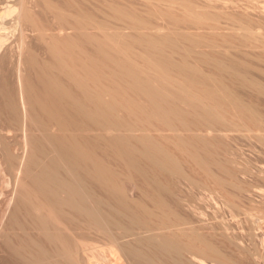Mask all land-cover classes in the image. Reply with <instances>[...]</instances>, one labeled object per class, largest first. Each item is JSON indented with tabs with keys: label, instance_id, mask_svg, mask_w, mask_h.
<instances>
[{
	"label": "bare ground",
	"instance_id": "6f19581e",
	"mask_svg": "<svg viewBox=\"0 0 264 264\" xmlns=\"http://www.w3.org/2000/svg\"><path fill=\"white\" fill-rule=\"evenodd\" d=\"M18 1L20 2L17 4H15V2L13 5L5 6L6 9L0 13L2 18V20H0V30L6 29L7 26L3 25L8 18H12L11 29L9 31L0 32V66L3 68L2 74L4 76V82L1 80L3 82L1 84L3 88L0 87L2 88V90L0 89V92L2 91V93H0V95L2 94V97L0 96L2 98L0 100L2 108L0 121V253H10L12 255V249L17 251L14 255H18L16 258H13V264H48V262L50 263L52 260L55 262L57 261L54 257L58 259V241H61V245L63 244L62 249H64L70 257L71 255H76L72 257L76 261V264H92L89 259H92L91 255H94V253L91 252L92 254H87V250H92L94 247V235L91 230L97 227L93 223L95 220L97 224L100 223V227L98 225L97 228L103 232L104 235L106 234V238L104 239L107 240L109 245L112 244L111 249H119L117 251H121L122 254L126 256L123 258L127 259L126 261H128V264H147L141 263L142 261L144 262L145 259L142 260V258L146 253L143 254V252L136 250V252L138 251L137 253L143 254H140L143 257H138L132 250V253H134V255L136 254L134 256L126 245L128 243L127 237L131 235L136 238H142L139 234L141 231L147 233L150 239L151 237L153 239L156 237L155 239H158L163 246L161 250L165 248L167 251L168 249H173L176 251V254L173 250L168 251V253L172 252L174 256L176 255V257H178L180 252V255L182 254L181 256H186L184 259L187 258L188 261L179 259L181 258L180 256L178 258L180 261H183V264H206L204 261L205 256H211L212 258L214 256L216 257L215 261L219 258V261L220 259L224 261V263L221 261L222 264L228 262L229 257L223 260L225 254L223 256L221 250H224V247L226 249L230 241L231 243L233 242L232 238L230 236L231 240L228 238L226 230V237L224 238L222 230L217 228V236H212L214 234H212V232H215L214 228L217 227L222 221L221 219H223V213L222 217L220 216L221 213L219 214L221 221L218 220V218L217 222L219 221V223H214V227H211L213 224L210 226V230L213 228L211 230L212 232L210 231L212 237L210 234H208V237L201 234V230H206L208 227V231L205 232L207 235L209 226L206 228L199 226L202 229H198L199 232H201V236H205V238L211 237L213 241L215 240L213 237H219L218 239L223 243L221 237L223 236L224 240L227 238L229 242L226 243L224 241L225 244L223 243V246H225L221 250L217 248V246L222 247V243L217 245V242L220 243V241L216 240L217 242L215 245L210 239V242H207L208 239L204 237L203 239L199 236L200 234H195V232L198 233V231H193V229L198 228H194V224L196 225L198 223L197 225H199L201 222L204 223V220L205 222L207 221L203 218L205 212L202 211L200 206L202 203L196 202L198 198L203 202L202 197L200 199L202 195L199 194L195 201L192 199L196 205L188 203L189 205L187 204V206V202L183 203L179 199L180 204L183 205H181V208L184 207L186 210V212H182L183 209L181 210V208H178L181 213H183L182 215L179 214L180 211L178 210V213L176 209L175 211L163 209L166 204L162 198L160 199L158 196L159 194L162 195L161 193L164 191L172 190V187L170 186L171 189H169V185L166 186V184L160 182L161 180H157L156 174L158 175L159 173L166 177H186L188 181L191 178L187 175L188 173L185 172L179 156L177 157L175 153L170 151L169 147H166L167 143L165 141H170V139L172 141L174 134L165 136L163 131L175 130L180 134L182 130L187 131L188 129L189 131L190 129L191 131L192 127L199 131L197 129L198 127L195 126L202 124V128H205V130L206 127L209 131L215 129L220 130L219 128L221 127H229V125H227L225 113L230 111H233V114L235 112L236 115L234 116H238L239 119L241 118L240 120H245L243 124V127L246 126L245 130L252 129V126L256 127L258 130H262L264 126L255 107L245 102L227 84L217 79L212 73L201 70L196 64L190 63L187 60L181 62L175 61L169 53L167 54V51L169 50L173 53L171 50H180L179 48H182L181 50L187 48L186 50L188 51L189 49L191 50V48L192 50L196 48L199 49L201 46L213 50L215 47H221L219 46L221 43H216L218 37L224 36L226 38V36H229V34L232 35V33L233 35H235V33L238 35L240 34L243 36L242 38L245 37L246 40L253 39L256 35L263 33L264 23H258L257 21L258 24H255V22L252 23V21L237 20L234 15L214 4L213 0H206L205 2L199 0H144L149 6H154L155 9V12H151L152 15L148 18L138 17L134 11L127 10L121 4L109 6L106 0H46V10H48V12L51 11L54 15L52 21L44 17V11H41L43 7L41 8L38 5L39 3L36 4L31 2L32 0ZM130 1L132 3L131 5L135 7V0ZM224 4L227 6L229 2L224 1ZM37 6H39V8H37ZM110 9L117 19L126 22L127 27L136 29L138 35L124 33L122 29L125 26L111 27L109 23ZM125 37H128V40L132 38L133 43L128 42ZM118 38L119 40L117 41ZM122 38H125L124 40L126 41H121L120 39ZM179 39L180 41L184 40L190 44L186 45L188 44L186 42H182L183 44L185 43V45L180 44L181 42L179 43ZM33 40L42 43L47 55L46 57L42 58L39 51L31 47ZM131 44L142 45V50L145 48V52L143 51V53H141V51V54H138L140 57L139 61L133 57L130 59L129 56H127V47L129 48L132 46L131 48H133L134 46ZM223 46L225 45L223 44ZM122 47L123 49H121ZM125 47L127 50L124 51V54L121 51L125 50ZM130 50L131 49L128 51ZM119 54H124V57H119ZM218 65L222 66L223 69L229 70L230 73L237 78L247 79V75L236 69L235 65H227L222 62H218ZM250 80L252 83L257 84L254 79ZM188 112H192L193 116L191 113L189 115ZM187 115L195 117L196 119L193 118L195 120H190ZM247 122H250L249 124L252 126ZM202 128L200 127V130H203ZM58 129L62 130V132L68 130L73 131L71 135L64 133L58 134ZM93 130L99 133L94 136L87 133L82 137H78V132L80 131L89 132ZM152 130L157 132L161 131L162 138L151 133ZM105 131L113 132V136L111 138L107 137L102 133ZM137 131L141 133H135ZM177 133H175V135ZM183 135L184 134H182V136ZM182 136L177 138L176 135L173 137L178 140V142L173 140L178 143V146L176 145L178 150H176L182 153L184 150L187 151L188 149V152L192 151L189 155L188 152L185 153L192 158V161L199 164L198 166H201L203 171H205L203 173H207L208 176V178L205 179L207 182L202 177L201 184L203 183L204 185L200 184L202 187L204 186V188H207L206 193L209 191L208 195L206 194L208 196L207 200H209L210 203L212 202L215 207H219V196L222 197L223 194H221L222 196L220 194L218 195V191H216L217 187L218 189L220 187L223 191L225 188V190L227 189L232 192L231 187L233 186L235 188L234 190L237 191V186L235 185L237 184V189H239L241 187H239V185L242 184V182L239 184L241 180L236 179V176H234L235 178L232 177V179L238 180L236 181L237 183H234L235 181H229L231 176H233L234 170L232 174L228 171L230 168L227 162L228 167L224 164L226 169L224 167L222 168L228 171L231 176L227 174L229 175V179L226 177L221 178V176L217 177L221 173L218 175L217 170L219 168H212L211 162L219 163L221 159L218 161L212 160L214 156H210H212L211 154L214 152L212 151L213 153H211V148H209L211 154L209 153L207 150L208 147L204 145L206 143L203 144V140H200L203 145L199 143V141L198 147L197 140L195 141L196 144H190V138L188 139L187 136L182 138ZM186 137L188 140H186ZM187 141H190V143ZM205 141L204 139V142ZM163 142H165L166 145ZM206 142H208V140ZM185 144L188 149L185 147ZM194 144L198 149L192 146ZM190 145L191 149L196 148V150L190 151ZM202 146H204V149L207 148L206 150L208 153L206 152L205 155H208V158L202 156L205 152L203 149L204 152L199 149L202 148ZM98 147L105 148L106 151L112 150L111 153L124 162L123 164L129 171V174L135 172L138 176L146 179L153 192L146 193L149 191H145L146 194L144 193V197H142L144 199L143 202V199L137 200L139 198H134V201H132L133 199H128V193L130 192L131 194V191L135 189L133 186L134 183L128 181L129 183L127 185L125 184L126 186L124 188L122 184H118L119 182L117 180V183L116 179L120 177V173L114 169V167L112 168L106 164L105 160L96 153L95 149ZM197 150H201L203 153L201 152L199 154V151L198 153L196 152ZM58 153L60 157L66 161L65 166L74 178V182L82 179L81 181L79 180V183L76 182V186L80 189L72 185L73 182L70 183L71 181L69 182L67 180L68 178L66 179L68 182L65 181V184H58ZM213 170L217 172L215 173ZM219 170L223 172L221 168ZM231 170L232 169H230V171ZM235 171L237 170L235 169ZM209 175L211 177H209ZM128 176L129 178L131 177V175ZM187 176L190 178L188 179ZM180 177L177 178L180 179ZM83 178L97 184L101 190L105 191L109 196H114V200L116 198L118 203L115 202L117 204L120 203L119 205H115L119 206L118 208L123 206L122 208L124 209V206H128L126 209L128 208L129 210V207L133 206V203L134 207H136L133 210L134 212L136 211V218L134 219L136 222L133 221L131 217L130 219L132 222H135L134 224L138 226L137 228L139 230H142L134 232L133 230L135 229L131 226V233L129 230V234L127 233V235H125L126 231L120 230L119 234L122 235H118L117 232L120 228L122 229V227L118 230L113 229V223L115 221L111 223L110 220L107 219V213V217L104 216L105 214H99L97 208L99 207L101 212L102 206L97 207L98 203L93 201L91 193L88 192V188L84 185L85 180ZM209 178L212 179L210 180ZM191 179L190 181H192ZM196 181L197 180H194L191 183L196 186V183H200ZM81 183L82 185L78 186ZM243 183L245 185L248 182L243 180ZM251 183L247 185L251 187ZM119 185L122 186L120 187ZM205 185H208V187H205ZM244 185H242L244 188L239 189L241 193L248 188L247 185L246 187ZM201 186L200 188H202ZM253 186L252 188L254 189L255 187ZM197 188H199V186ZM252 188L247 189L248 191L251 190V192L249 193L246 190L248 193H245L248 195L244 193V195L242 194L243 197L252 201L250 202L251 204L256 202V204L261 203L263 204L261 206H264L263 190L256 191L254 189V192ZM199 190L198 192L200 193ZM202 190L204 191V189ZM77 191L78 195L81 193V196H83V201L81 200V202L75 201V199L77 200L81 196L77 198H74L76 196L73 198L71 197L75 195L73 192L76 193ZM173 191L174 190L171 192ZM203 191H201L202 194ZM219 191V193L222 192L221 190ZM230 192H228L229 195ZM235 193L236 192H234V194ZM234 194L233 192L231 193L232 196ZM206 195L204 194V196ZM229 195L227 196L229 197ZM256 195L262 200L257 201ZM235 197L237 198V196ZM243 197L239 196L238 198L240 199ZM145 198L147 200L149 199V202L151 200L154 202L153 207H162L161 211L160 208H158L162 215L158 216L159 213L156 212V207L154 209L147 207L145 205V202H147ZM224 198L222 201L223 203L226 200H224ZM228 199L232 201L235 198H227V200ZM243 199H241V201ZM174 200L175 198L173 202ZM187 200L189 202L190 197L187 198ZM192 200L191 202H193ZM236 200L237 199L234 201L236 202ZM237 202L234 204H237V206L238 203L241 204ZM61 203L63 205H61ZM197 203L198 205L201 203L199 205L200 207ZM227 203L229 204V202L226 201L225 204ZM58 204L60 207L67 204L66 206L71 209L73 208V211L74 209H77L76 212L82 211V217L86 215L90 218H85L87 221H83V223L86 222V224L84 223L79 229L82 234L78 232L75 235L76 237L80 234V236L78 235L79 238L76 237L77 240H74L76 241L73 243L74 245L69 242L66 236L58 232V212H60L59 210L61 209L60 207V209L58 208ZM178 204L177 201L175 206ZM203 204L206 205L208 202H206V204L203 202ZM203 204L202 206L204 208L205 206ZM120 205L122 206L120 207ZM184 205L187 206V209ZM229 205L231 206V203ZM229 205L227 207H229ZM47 206L51 208H47ZM94 207L97 210H94ZM218 207L216 209L219 210ZM232 207L235 208V206ZM239 208L240 205L238 206V209ZM32 209L36 214H32L35 216L34 218L31 216L32 219H30L31 217H29L30 215L28 216V214L31 213L30 211H32ZM47 209L48 211L51 209L55 216H52L53 214H51V211L48 213ZM131 209H133V207ZM235 209L237 210V208ZM116 212L119 214V212H122V209L121 211L116 210ZM213 212L212 214L214 216L216 213L214 214ZM219 212L220 211H218V213ZM240 212L241 211L237 213V211H234L233 215L239 217V214H244ZM248 213H245L246 215L243 216L249 218L251 215ZM118 214L116 213L115 216ZM225 214V216H227L226 212ZM50 215L53 219H51L52 217H50ZM121 215H123V213ZM118 216L116 219H119ZM225 216L224 218L227 220L228 216ZM216 217H218V215ZM229 217H232L231 214ZM111 218H113L111 219L113 221L114 215H112ZM128 218L127 220L129 221L130 219ZM120 219L122 221L123 219L125 220L123 217H120ZM214 219L216 218L214 217ZM27 220H29V223L26 222ZM31 220H33L31 223L32 228L28 226L30 228L29 230H31V232H28L29 230H27L28 227L26 223L29 225ZM91 221L93 222L91 223ZM89 222L95 227L92 228ZM212 222L215 221L211 220L210 224ZM234 222H232L233 229ZM243 222L247 223L246 220ZM120 223L124 226L126 225L125 223ZM136 223L139 224L137 225ZM208 223L207 221L204 226ZM228 223L231 224L229 221L226 223L224 222L225 225ZM215 224H217V226H215ZM229 224L227 226H229ZM248 224L252 225V223ZM220 225L219 228L225 227H221ZM83 226H85L84 229H82ZM117 226L119 225H114L116 228ZM124 226L123 229L126 228L125 230L130 227V225L125 226V228ZM240 227L243 226L241 225ZM244 227H247L246 224ZM249 227L252 228V226ZM228 228L232 229L230 226ZM250 228L248 230L244 228L246 230L242 231V233L244 237L250 238L251 243H256L253 247L257 249L259 246L256 247L258 244L256 241H258V239L260 240V238H258L259 233H255V229L252 231ZM112 229L116 230L117 234H115ZM205 230H203V232ZM100 231H96L97 235L99 234L98 238H100ZM234 231L235 230H233V232ZM219 233L222 234L221 237ZM235 234L236 236L238 235V233H234V237ZM26 236L29 240L31 237L33 242L31 240V242H27L28 239L26 240ZM244 237L243 241H245ZM98 238L96 237L94 239ZM153 239H151V243ZM237 239H233L234 242H237ZM106 240L101 241L106 242ZM158 240L157 242L159 244ZM263 240L264 239H262V241ZM46 241V247L48 248L44 247ZM243 241L241 240L240 242ZM49 242H54V244H56L55 248H52L54 244ZM240 242L237 243L242 244ZM247 242H249V240ZM247 242L245 244H247ZM251 243L248 244L251 245ZM48 244H51V246H48ZM107 244L105 243V245ZM235 244L236 243H233L232 247H235ZM239 244L236 245L242 248ZM28 245H30V247H27ZM247 245H242L243 247L245 246L242 248L243 251L249 246ZM49 247L53 249L51 250V254H49ZM229 247L230 246H228V248ZM28 248H32V252L29 251L30 249ZM251 248L249 246L247 249L249 250ZM233 249H236L235 251L237 252L239 251L238 248H232V250ZM253 249L251 251H253L254 255L256 253ZM259 249L260 248L256 251L259 252ZM112 250H110V252ZM226 250H224V253L227 252V254H229ZM114 251L116 253L113 251L112 253L117 254V251ZM244 252L240 250V253H243V257L249 256V254ZM231 254H233V252ZM256 255L258 256L261 254L257 253ZM238 256L239 255H237V258ZM257 256L256 258L258 259ZM171 257L173 256L171 255ZM232 257L234 258L232 259L233 261L237 260L236 257ZM243 257L241 256L240 258ZM250 257L254 259V256H249L247 258L251 259ZM212 258L211 260H214ZM244 258L246 259V257ZM205 259L207 258L205 257ZM225 260L228 261L225 262ZM240 260L241 262H238ZM240 260L234 262V264L245 263L242 262L243 259ZM250 261L254 263V260L251 259ZM257 261L258 260H256V263L258 264ZM173 262L176 263L175 261ZM177 262L178 264H182V262ZM231 262L229 263L231 264ZM252 262L251 264H253ZM74 263L75 262H73V264ZM171 263L172 262L169 264ZM54 264H58V261ZM245 264H247V261Z\"/></svg>",
	"mask_w": 264,
	"mask_h": 264
},
{
	"label": "rangeland",
	"instance_id": "374dc122",
	"mask_svg": "<svg viewBox=\"0 0 264 264\" xmlns=\"http://www.w3.org/2000/svg\"><path fill=\"white\" fill-rule=\"evenodd\" d=\"M29 1H31V0H29ZM37 1H39V2H37ZM32 0L31 2H34V3H36V4H38L41 8V11L44 13V17H46V18H48V20H51L52 21V19L54 18V15H53V13L51 12V11H49L48 12V10H46V6H45V4H46V0ZM108 3H109V6H111V5H113V4H121L122 6H124V8H126L127 10H132V11H134L135 12V14L138 16V17H140V18H148L150 15H152L151 14V12H155L154 10V6H149L144 0H135V4H136V6L135 7H133L131 4V1L130 0H106ZM199 1H201V2H205L206 0H199ZM224 1H228L229 2V4H227V6H226V4H224ZM16 2V3H15ZM18 2H20V1H18V0H0V13L1 12H3L6 8H5V6H9V5H13L14 3L15 4H17ZM213 3L214 4H216L218 7H220V8H222V9H224V10H226V11H228V13H230V14H232V15H234L236 18H237V20H243V21H252V23L253 22H255V24L257 23V21H258V23L259 22H263L264 23V0H213ZM41 4V5H40ZM39 6H37V8H39ZM44 7H45V9H44ZM44 9V10H43ZM46 10V11H45ZM109 12H110V17H109V23H110V25H111V27L112 26H125L123 29H122V31L124 32V33H127V34H133V35H138V31L136 30V29H133V28H130V27H127V24H126V22L125 21H123V20H120V19H117L113 14H112V11H111V9L109 10ZM155 15V14H154ZM0 20H2V18H1V16H0ZM12 18H8V20H6V23L3 25V26H7V28L6 29H1L0 30V32H4V31H9L11 28H10V26H11V23H12ZM128 24H130L129 22H127ZM257 23V24H258ZM264 26V25H263ZM113 29V28H112ZM147 31H149V30H147ZM73 32V31H72ZM262 34H258V35H256L253 39H249V40H246L245 39V37L244 38H242L243 36L242 35H238V34H236L235 33V35H233V33H232V35L231 34H229V36H226V38L224 37V36H220V37H218V39H217V44H218V42L219 43H221V45H219V46H221V47H215V48H213V50H210V48H207V47H204V46H201V47H199V49H193L192 50V48H191V50L189 49L188 51L186 50L187 48H183V50H181L182 48H179L180 50H171V51H173V53L172 52H170L169 50V52L167 51V54L169 53L170 55H171V57H172V59H174L175 61H178V62H181V61H185V60H187V61H189L190 63H193V64H196L201 70H204V71H206V72H210V73H212L217 79H219V80H221V81H223L225 84H227L236 94H238L239 95V97H241L245 102H247V103H249V104H251V105H253L254 107H255V109L258 111V113H259V115H260V118H261V120H262V123H263V126H264V27H263V30H262ZM126 38V40H128V37H125ZM124 38V39H125ZM130 38V37H129ZM217 38V37H216ZM215 38V39H216ZM123 38L122 39H120L121 41H123L124 40ZM130 39H131V41H130ZM129 40H128V42H132L133 43V41H132V38H130ZM214 39V40H215ZM245 39V40H244ZM119 40V38L117 39V41ZM126 40H124V41H126ZM181 42V43H180ZM182 42H186V41H184V40H182V41H180V39H179V43L180 44H183ZM117 43V42H116ZM135 43V42H134ZM186 43H188V44H186V45H189L190 43L189 42H186ZM223 44L225 45V46H223ZM226 44H227V46H226ZM131 45H134V44H131ZM140 44H136V45H134L133 46V48H131V47H127V49L129 50V49H131L130 51H132V52H130V51H128L127 49H126V47L124 48L125 50H122L121 52H123L124 53V51H126V52H128V55L127 56H129V58L131 59V57H133V58H135L137 61H139L140 60V57H139V55L141 54V53H143V51L145 52V48H144V50H142L143 48V46L141 45V46H139ZM183 45H185V43L183 44ZM95 46V45H94ZM31 47L33 48V49H37L38 51H39V53H40V56H42V58H44V57H46L47 55H46V53H45V50H44V48H43V45H42V43H40L39 41H35V40H33V42L31 43ZM222 47H224V48H222ZM226 47V48H225ZM121 49H123V47L121 48ZM204 51H203V50ZM206 49V50H205ZM212 49V48H211ZM218 49V50H217ZM120 50V49H119ZM147 50V49H146ZM142 51V52H141ZM130 52V53H129ZM141 52V53H140ZM132 53V54H131ZM125 54V53H124ZM123 54V55H124ZM139 54V55H138ZM122 54H119V57H121V56H123ZM131 55V56H130ZM126 56V55H125ZM124 57V56H123ZM132 58V59H133ZM135 60V61H136ZM218 62H222V63H224V64H227V65H235V67H236V69H238L239 71H241V72H243V73H245L246 75H247V79H244V78H237V77H235L234 75H232L231 73H230V71L229 70H226V69H223L222 68V66H219L218 65ZM107 72V71H106ZM3 68H2V66H0V85L4 82L3 80ZM1 77H2V79H1ZM250 79H254L256 82H257V84H255V83H252L251 82V80ZM3 82H2V81ZM0 87H2V85L0 86ZM3 88V87H2ZM2 88H0L1 90H2ZM0 93H2V91L0 92ZM2 95V94H1ZM0 95V96H1ZM2 97V96H1ZM0 97V100L2 99ZM191 113V115H192V112H190ZM190 113L188 112V114L190 115ZM194 114V113H193ZM189 115H187L189 118H190V120H195L196 118L195 117H192V119H191V117L189 116ZM225 115H226V121H227V125H229V127L227 126H225L226 128H223V127H221V128H219L220 130H218V129H215V130H211V131H209L208 130V128L206 127V130H205V128H202V126H203V124L202 125H198V126H195V127H198L197 129L199 130V131H197V130H195L194 129V127H192V129H191V131H190V129H189V131H188V129H187V131L186 130H182V131H180L181 133L180 134H178L175 130H165V131H163V133L165 134V136H170V135H173V137H175L176 135H177V138L180 136H182V134H184L183 136H182V138L184 137V136H187L188 137V139L190 138V140H191V143H190V141L188 142V143H190V144H192V143H195V141L197 142V144H198V142L200 141V140H203V144L204 143H206V144H204L206 147H208V151H209V148H211L210 150H211V153H213V154H211L210 153V151H209V153L212 155V156H210V157H213L214 156V158H212V160H214V161H218L219 159H221V161L219 162V163H221V164H219L218 162H214L213 163V161L211 162L212 163V168H215V169H217V168H221L222 170H223V168L222 167H224L225 169H226V167L225 166H227L228 164V166H229V168L230 169H232L231 171H230V169L228 170L229 172H231V174L233 173V170H234V173L232 174L233 176H231V174H229V172L228 171H225V169L223 170V172H221L219 169L217 170L218 171V175L219 176H217V177H220L221 176V178L222 177H226L227 179H229L228 177H229V175L231 176V178L230 179H232V177H234V176H236V179H238V180H241V181H239V184H240V182H242V184L241 185H239V189H241V188H244L242 185H244V183H243V180L244 181H247L248 183L247 184H250L251 182V187L249 186V185H247V184H245L244 186L246 187V185L248 186V188H246L245 189V191L243 192V193H241L240 191L241 190H239V189H237L238 188V185L236 184L235 186H237V188H236V190L237 191H235L234 189V187L232 186L231 187V191L233 192V194H234V192H236L240 197H243V195H244V193L246 192V190L247 189H250V188H252V186L253 185H255V186H253V187H255L254 189L257 191H259V190H263V195H264V137H262V136H264V135H262V134H264V129H260V130H258L256 127H254V126H252V125H250L249 123L250 122H247L250 126H252L251 128L252 129H248V130H245L246 128V126L245 127H243V124H244V121L243 120H240L239 119V117L238 116H234V115H236L235 114V112H234V114H233V111L231 112H227V113H225ZM1 116H2V108H1V104H0V121H1ZM194 116H196V115H194ZM193 118H195V119H193ZM198 124H200V123H198ZM203 129V130H200V127ZM244 128V129H243ZM194 129V130H193ZM193 130V131H192ZM72 131L73 130H68V131H64V132H62V130H59L58 129V134H68V135H71V133H72ZM152 131H154V132H152ZM151 131V133H153L155 136H158L159 138H162L161 137V131H155V130H152ZM89 134V135H92V136H94V135H96V134H98L99 132L98 131H96V130H93V131H89V132H86V131H80V132H78V137H82L83 135H85V134ZM102 133H104L107 137H112L113 136V132H107V131H105V132H102ZM127 133V132H126ZM135 133H141L140 131H137V132H135ZM175 133H177L176 135H175ZM260 133V134H259ZM262 133V134H261ZM179 135V136H178ZM172 137V141H171V139H170V141H165L166 143H167V146L166 147H169V149H170V151H172L173 153H175L176 155H177V157L179 156V158H180V162H182V166L184 167V170H185V172H187L188 174L187 175H189L191 178H193L194 180H197L198 182H200V183H196V186H194L195 184H192L191 182L192 181H194L193 179H191L190 177V179L192 180V181H190V179L188 178V176H187V178L189 179V181L186 179V177H182V178H185V179H182L180 176H168V177H166V176H164V175H162V174H159L158 173V175L156 174V176H157V180H161L160 182L161 183H163V184H166V186H168L169 185V189H171L170 188V186L172 187V190H174L173 192H171L172 190H168V191H164L163 193H161L162 195H160L159 194V196L158 197H160V199L162 198V200L164 201V203L166 204L165 205V208L163 207V209L164 210H173V211H175V209H176V211L178 212V208H181L183 205L182 204H180V201L181 202H183V203H185V202H187L186 203V205L188 204V203H192V204H195L196 205V203L194 202L197 198H198V195L200 194V195H202V196H200V199H201V197H202V200H203V202H205V204H206V202H208V204H206V205H204L203 204V202L201 201V200H199V198H198V201L196 200V202H201L205 207L203 208V206H202V204L201 203H199V205L201 206V208H202V211L203 212H205L204 213V215H203V218H205L209 223L208 224H210V221L211 220H213V221H215V222H212L210 225H206V226H204V224L207 222H205V220L203 221L204 223H199V225H193V227L195 228H197V229H193V231L195 232V230L196 231H198V233H196L195 232V234H200L201 232V234H204L206 237H208L209 235L208 234H210V231L213 229H211L210 230V226L211 227H214V223H219V221L217 222V219L218 220H220L221 219V217H222V213H223V219H221L220 221V223H219V225L221 226V227H226V229H225V227L224 228H219V225L217 226V224H215V226H217V227H215L214 228V230H215V232H212V234L214 233V234H216V235H212V236H217V229H221L222 230V232L224 233L223 235H224V238L226 237V233H228L227 234V236H228V238H232V243H231V241L229 242L228 241V239L226 238L225 240H224V238H223V236H222V232L221 231H219V232H221V233H219V235H220V237H221V239L223 240V243H224V241L227 243V242H229L228 244V246H230L229 248H228V246H226V249H225V245L223 246V243H222V241H220L217 237L215 238V237H213V239H215L214 241L212 240V236H211V234H210V236L211 237H209V238H205V236H201V234L199 235V236H201L202 238L204 237L205 239H208L207 240V242H210V240L212 241V243H214L215 245H216V242L217 241H220V243H218L217 242V245L219 244H221L222 245V247H219V246H217V248L219 249V250H221L223 247H224V250H226V251H228V253L229 254H227V252L226 253H224L225 251L224 250H221V252L223 253L222 255L224 256V254H225V256L223 257V260H224V258L225 259H227L228 257V259H229V261L228 260H225V262L226 261H228V262H226V263H228V264H230L229 262H231V264H234V262H236V261H238V260H240V259H243L242 260V262L244 263H246V261H247V264H251V262L252 261H250L251 259L252 260H254V263L253 264H257L256 263V260H258L257 262H258V264H264V240L262 241V239H264V234H263V231H264V206H261V205H263V204H261V203H258V204H256V202H254V203H250V202H252V201H250L248 198H245V197H243V198H238L239 196L235 193L233 196L231 195V193L232 192H230V190L228 191L227 189L225 190V188H224V191L219 187V189H218V187H217V189H216V191H218V195L220 194H223V196L222 197H220L219 196V199H220V206L218 207V206H216L215 207V205L211 202L210 203V201L209 200H207L208 199V192L209 191H207V193H206V189L207 188H204V186L202 187L201 185H204L203 183L201 184V179H202V177H203V179L205 180L206 178H208V176H207V173H203V172H205V171H203V168H201V166H198L199 164H197V163H195L194 161H192V158L190 157V156H187V153H185V152H188V148L186 147V144H188L187 142H185L186 144H185V147L188 149H186V148H184V149H186L187 151H183V153L182 152H178L177 150H178V140H176V139H174ZM187 137H186V140H188L187 139ZM194 140V142H193V140ZM204 139L207 141L208 140V142H204ZM173 140H176V141H173ZM165 142H163L164 144H165ZM176 143V144H175ZM199 143H201L202 144V141H200ZM196 144V143H195ZM192 145V146H195L196 148H197V146L196 145ZM202 144V145H203ZM166 145V144H165ZM177 145V146H176ZM180 145V144H179ZM177 148H176V147ZM183 146H184V144H183ZM188 146V145H187ZM210 146V147H209ZM198 147H199V144H198ZM200 147H201V145H200ZM204 146H202V148H199V149H203L202 151L204 152V155H202V156H206L205 154H206V152L208 153V151L206 150V149H204L203 148ZM189 148H190V151L191 150H196V148H192L191 149V145L189 146ZM177 149V150H176ZM198 149V148H197ZM199 151V150H197L196 152L198 153V151H199V154L202 152V151ZM95 151H96V153L98 154V155H100V157H102L104 160H105V162H106V164H108L109 166H111L112 168L114 167V169H116L119 173H120V177H118V179H116V182H117V180H118V184H122L123 185V188L129 183V182H131V183H134L133 184V186H134V190L133 191H131V194H130V192L128 193L129 194V196H127V198L128 199H133L132 201H134L136 198H139V199H137V200H142L143 198L142 197H144V193H145V191H149V192H146V193H151V192H153V190H152V188L150 189V186L148 185L149 184V182L146 180V179H143L142 177H140V176H138L135 172H131L132 174H129V171L125 168V166H124V162L122 161V160H120L119 158H116L112 153H111V151L109 150V151H106V149L105 148H101V147H98V148H96L95 149ZM213 151V152H212ZM192 152V151H191ZM191 152H188V155H189V153H191ZM202 152V153H203ZM180 153H182V154H180ZM216 155V156H215ZM60 157V155H59V153H58V184H60V183H63V184H65L66 182H70V183H72V185H74L75 187H77L76 185H77V183H79L80 181L79 180H76L75 182H74V178L71 176V174L68 172V170H67V168H66V166H65V160H63L61 157ZM207 158H208V155L206 156ZM209 157V158H210ZM215 157H218V158H215ZM191 158V159H190ZM63 160V162H62V160ZM224 162H223V161ZM228 164H227V163ZM215 163H217V164H215ZM223 163V164H222ZM214 164H215V166H214ZM224 164H225V166H224ZM221 165V166H220ZM230 165H231V167H230ZM218 166V167H217ZM227 166V167H228ZM233 166V167H232ZM234 167H235V169L237 170V171H235V169H234ZM214 169V170H215ZM228 169V168H227ZM213 170V171H214ZM217 171H214L215 173L217 172ZM226 172V174H225V172ZM228 172V173H227ZM131 175V177L129 178V176L128 175ZM222 174H224V175H222ZM227 174H229V175H227ZM236 174V175H235ZM127 175V176H126ZM207 177H206V176ZM154 176H155V174H154ZM213 176V175H212ZM215 176H216V174H215ZM177 177H180V179L179 178H177ZM209 177H211L210 175H209ZM68 178V179H67ZM225 178V179H226ZM235 178V177H234ZM66 179L68 180V181H66ZM71 179V180H70ZM84 179V178H83ZM210 179V178H209ZM212 179V178H211ZM210 179V180H211ZM224 179V178H223ZM229 179V181H235L234 183H237L236 181H238V180H236V179H232V180H230ZM85 180V179H84ZM182 180V181H181ZM185 180V181H184ZM66 181V182H65ZM129 181V182H128ZM133 181V182H132ZM172 181V182H171ZM187 181V182H186ZM196 181V182H197ZM206 182H207V180H205ZM77 182V183H76ZM165 182V183H164ZM170 182V183H169ZM189 182V183H188ZM204 182V181H203ZM206 182H204V183H206ZM84 185L88 188V192H90L91 193V197L93 198V201L95 202H97L98 203V205H97V207L98 206H102L101 207V212H100V208L98 207L97 209L94 207V210H97V211H99V214L101 213V214H105L104 216H106L107 217V215H108V217H107V219L108 220H110V222L111 223H113L114 221V225L116 226L117 224L119 225V226H117V228L116 227H114V225H113V229H116V230H118L120 227H122V229L120 228L119 230H118V232L116 231V230H113L112 229V231H114L115 232V234H117L118 233V235H122V234H119V231L120 230H124V231H126V234H125V232L123 231V233L125 234V235H127V233L129 232V230H130V228H132L131 226H133V228L135 229V230H133L134 232L136 231H140V230H142V229H138L137 227L138 226H136L134 223L136 222L134 219L136 218V211L134 212L133 210H134V208H136V207H134V204L132 203V205L133 206H130L129 208V210H128V208L126 209V207H128V206H124L125 208L123 209L122 207V205H120V207L121 208H118L119 206H115V205H119V204H117L118 203V201H116V198H115V200H114V196H109V194H107L105 191H102L101 190V188L97 185V184H95V183H93V182H90V181H88V180H85L84 181ZM194 183V182H193ZM246 183V182H245ZM67 184H69V183H67ZM126 184V185H125ZM191 184V185H190ZM201 184V185H200ZM208 184V183H207ZM80 185H82V183L81 184H79L78 186H80ZM121 185V186H122ZM199 186V188H197L198 186ZM120 186V185H119ZM120 186V187H121ZM189 186V187H188ZM191 186V187H190ZM200 186L202 187V188H200ZM194 187V188H193ZM196 187V188H195ZM205 187H208V185L206 186L205 185ZM258 187H260V188H258ZM78 189H80L79 187H77ZM190 188V189H189ZM191 188H192V190H191ZM258 188V189H257ZM176 189V190H175ZM195 189V190H194ZM199 189H201V190H199ZM202 189H204V191L202 190ZM233 189V190H232ZM253 189V188H252ZM254 189L252 190V191H254ZM151 190V191H150ZM198 190L200 191V193L198 192ZM219 190H221L222 192L221 193H219L220 191ZM80 191V190H79ZM170 191V192H169ZM201 191H203V194H202V192ZM225 191H228V192H230V195H229V193L228 192H225ZM248 191V190H247ZM205 192V193H204ZM249 193L251 192V190H249L248 191ZM248 192H246V193H248ZM255 192V191H254ZM80 193V192H79ZM145 193V194H146ZM217 193V192H216ZM241 193V194H240ZM245 193V194H246ZM73 194H75V195H72L71 197L73 198L74 196H76V197H74V198H77V197H79V196H81V193L78 195V191L76 192V193H74L73 192ZM175 196H174V195ZM204 194L207 196V198H206V196H204ZM243 194V195H242ZM70 195V194H69ZM126 195H127V192H126ZM173 195V196H172ZM218 195H216V196H218ZM227 195H229V197L227 196ZM246 195H248V194H246ZM3 196H5V195H3ZM68 196V195H67ZM109 196V197H108ZM162 196V197H161ZM188 196V197H187ZM197 196V197H196ZM235 196H237V198L235 197ZM257 196V195H256ZM256 196H255V198H256ZM70 197V198H71ZM104 197H105V199H104ZM108 197V198H107ZM111 197V198H110ZM189 198L190 197V200H189V202H188V200H187V198ZM225 197V198H224ZM258 197L259 196H257V198H256V200L258 201H260V200H262L260 197H259V199H258ZM3 198V197H2ZM83 196H81V197H79L78 199H80V200H76L75 199V201L77 202H81V200L83 201ZM95 198V199H94ZM113 198V199H112ZM135 198V199H134ZM175 198V200H174V202H173V199ZM195 198V199H194ZM223 198H224V203L222 202L223 201ZM227 198H235V199H237L236 200V202L238 201V202H240L241 204H242V210H241V204H239L238 202V206L240 205V210L238 209V206H237V204H234V203H236L234 200H227ZM146 199V198H145ZM179 199H180V201H179ZM194 201H193V200ZM240 201H239V200ZM241 199H243L242 201H241ZM74 200V199H73ZM149 200V199H148ZM147 199L145 200V201H147V202H145L146 204V206L147 207H150V208H152V209H154L156 206H154L153 207V203L154 202H152V200L149 202ZM178 201V205H176L175 206V204H176V202ZM186 200V201H185ZM191 200L193 201V202H191ZM110 201V202H109ZM117 203H116V202ZM144 201V199L142 200V202ZM229 202V204L231 203V206L229 205V207H227L228 205L227 204H225V202ZM231 201V202H230ZM234 201V202H233ZM233 202V203H232ZM59 203V202H58ZM100 203V204H99ZM152 203V204H151ZM210 203V204H209ZM223 203V204H222ZM60 204V203H59ZM58 204V208L60 207V205ZM234 204V205H233ZM254 204H256V205H254ZM61 205H63L62 203H61ZM67 204H65V206H61L59 209V211L60 212H58V232H61V233H59V234H63L64 236H66L67 238H68V240H69V242H71L72 244L73 243H75L76 241H74L75 239H76V237L77 238H79L78 237V235L80 236V234H82V232H81V230L79 231V229H80V227H82V225H84V223L86 224V222H84L83 223V221H87V219H85V218H88L86 215H84V216H86V217H82V215H83V212L82 211H79V212H76V210L74 209V211H73V208L71 209V208H69L68 206H66ZM182 205V206H181ZM189 205V204H188ZM187 205V206H188ZM197 205H198V203H197ZM198 205V206H199ZM208 205H212V206H208ZM214 205V206H213ZM223 207H222V206ZM110 206V207H109ZM113 206V207H112ZM167 206V207H166ZM173 206H174V208H173ZM178 206V207H177ZM185 206V205H184ZM187 206H185V208L187 209ZM199 206V207H200ZM232 206H235V208H237V210L234 208V207H232ZM49 206H47V208H48ZM133 207V209H131ZM177 207V208H176ZM219 208V210L218 209H216V208ZM227 207V209H226V211H225V208ZM231 207V208H230ZM245 209H244V208ZM49 208H51V207H49ZM157 208V207H156ZM158 208H160V211L162 210V207H158ZM157 208V213H159L158 214V216L159 215H162V213L159 211V209ZM210 208V209H209ZM224 208V209H223ZM230 210H229V209ZM121 209H122V212L120 213L119 212V214H118V212H116V210L118 211H121ZM126 209V210H125ZM183 209V210H182ZM188 209L190 210V208L188 207ZM207 209V210H206ZM233 209H235V210H233ZM247 209V210H246ZM80 210V209H79ZM108 210V211H107ZM156 210V209H155ZM181 210H182V212L184 211V212H186V210L184 209V207L183 208H181ZM188 210V211H189ZM215 210V211H214ZM230 212H229V211ZM241 211L240 213H244L243 215H246L245 213H248V210H249V213L248 214H250L251 216H249L248 214V216H249V218H247V216H243V215H240L239 214V217L237 216V217H235L234 215H233V212L234 211H237V213L239 212V211ZM246 210V211H245ZM50 211L52 212L51 214H53V211L50 209ZM50 211H48V209H47V212L48 213H50ZM62 211V212H61ZM73 211V212H72ZM102 211H103V213H102ZM105 211V212H104ZM127 211V212H126ZM180 211V210H179ZM214 211V212H213ZM217 211V212H216ZM218 211H220L219 213H218ZM227 213V216H228V218L231 220H229L228 218H227V220L231 223V224H229V226H230V228H232L233 227V225H232V222H242V223H233L234 224V229L232 228V229H229L228 227L229 226H227V225H225L224 224V222L226 223V222H228L225 218H224V216L226 215L225 214V212ZM233 211V212H232ZM31 213L30 214H28V216L29 217H31V216H33L32 214H36L35 212H34V210L32 209V211H30ZM33 212V213H32ZM118 214V215H116L115 216V214ZM126 212V213H125ZM190 212V211H189ZM212 212L215 214L214 216H213V214H212ZM80 213H82V214H80ZM106 213H107V215H106ZM112 213V214H111ZM123 213V215H121ZM156 213V214H157ZM161 213V214H160ZM179 213V212H178ZM212 214V216H211V214ZM221 213V214H220ZM126 214H128V215H130V216H128V215H125ZM179 214H183V213H181V211H180V213ZM219 214H220V216H219ZM230 214H231V216L232 217H234V218H232V217H229L230 216ZM103 215H101V216H103ZM112 215H114V220L112 221L111 219H113V218H111L112 217ZM132 215V216H131ZM134 215V216H133ZM191 215H192V213H191ZM218 215V217H216ZM35 216V215H34ZM34 216H33V218H34ZM52 216H55L54 214L52 215ZM51 215H50V217H52ZM100 216V215H99ZM111 216V217H110ZM117 216L119 217V219H116L117 218ZM125 216V217H124ZM154 216H157V215H154ZM153 216V217H154ZM227 216H225V217H227ZM240 216H241V218H240ZM242 216H243V218H242ZM120 217L122 218H125V220L123 219V221L120 219ZM129 217V218H128ZM130 217L133 219V221H135V222H132L131 221V219H130ZM134 217V218H133ZM208 217V218H207ZM214 217L216 218V219H214ZM249 220V222H248V220L246 219V218ZM84 218V219H83ZM127 218L128 219H130L129 221L127 220ZM154 218H157V217H154ZM240 218V219H239ZM252 218V219H251ZM30 219H32V217L30 218ZM35 219H36V217H35ZM51 219H53V217L51 218ZM83 219V220H82ZM88 219H90V218H88ZM237 221H236V220ZM241 219H242V221H241ZM246 220L247 221V223L245 222H243L244 220ZM34 220V219H33ZM33 220H31V222H30V224L32 223V221ZM226 220V221H225ZM234 220V221H233ZM256 221V223H255V221ZM116 221H118V222H116ZM122 222L123 224L125 223L126 225L125 226H128V225H130V227H129V229H127V230H125L126 228H125V226L124 225H122L120 222ZM251 221V222H250ZM254 221V222H253ZM26 222H28L29 223V220H27ZM93 221H91V223H92ZM97 227H98V225L100 224V223H96L95 222V220H94V222H93ZM248 223H252V225L250 224H248ZM27 225V223H26V226L28 227H30V228H32V224L31 225ZM89 224H90V222H89ZM131 224H133V225H131ZM137 225L139 224V223H136ZM201 224V225H200ZM237 226H236V225ZM245 224H246V226L247 227H244L245 226ZM248 224V225H247ZM255 226H254V225ZM73 225V226H72ZM91 225V224H90ZM121 225V226H120ZM203 225V226H202ZM223 225V226H222ZM243 226L244 228H247V230L250 228L249 226H252V228H250V229H252V231H253V229H255L254 231H256L255 233H259V236H258V238H260V240L258 239V241H256L258 244L256 245V247L257 246H259V247H257V249L258 248H260L259 249V252H257L258 250L256 249V248H254L253 247V245L254 244H256V243H251V240H250V238L249 237H244V234L242 233V231H244V230H246V229H244L243 227H240V226ZM123 226H124V228L125 229H123ZM199 226H201L202 228H206L207 226H209V232L207 233V235L205 234V232H207L208 230V227L206 228V230L205 229H202V228H200ZM253 226H254V228H253ZM28 227V229L27 230H29L30 228ZM73 227V228H72ZM84 227L85 226H83V228L82 229H84ZM91 227L93 228V227H95L94 225L92 226L91 225ZM94 228V230H91V231H93L92 233H93V235H94V237H93V243H94V247L92 248V250H87L88 251V253L87 254H90L91 252L92 253H94V255H91L92 256V259L90 258L89 260L92 262V264H128V261H126L127 259H125V258H123V257H126V256H124V254H122V252L121 251H117V250H119V249H116L114 246V250H116L117 251V254H113L112 253V251L113 252H115L114 250H112L111 248V245L112 244H110L109 245V243L107 242V240L106 239H104V238H106V234L104 235L103 234V232H101L98 228ZM99 227H100V225H99ZM140 227V226H139ZM192 227V228H193ZM128 228V227H127ZM217 228V229H216ZM240 228V229H239ZM242 228V229H241ZM76 230V231H74V230ZM97 229V230H96ZM198 229H202L201 230V232H199V230ZM227 229H229V230H227ZM203 230H205L204 232H203ZM213 230V231H214ZM217 230V231H216ZM227 232H226V231ZM233 230H235L234 232H233ZM85 231V230H84ZM96 231H100L101 233H100V238H98L99 237V234L97 235V233H96ZM131 231L132 230H130V233H131ZM191 231H192V229H191ZM192 231V232H193ZM229 231V232H228ZM231 231V232H230ZM236 231H239V232H236ZM240 231H241V233H240ZM28 232H31V230H29ZM75 234H74V233ZM80 233V234H78L76 237H75V235L77 234V233ZM117 232V233H116ZM226 232V233H225ZM233 232V233H232ZM73 233V234H72ZM84 233V232H83ZM99 233V232H98ZM122 233V232H121ZM133 233V232H132ZM234 233H238V235L236 236V234H235V237H240V238H235L234 237ZM101 234H102V237H101ZM129 234V233H128ZM140 234V236L142 237V238H136L135 236H133V235H131V236H129V237H127V247L129 248V251L132 253V250L134 251V253H136L137 254V256L138 257H143V256H141V255H143V254H145L144 255V257L142 258V260H144V262L142 261L141 263H147V264H169L170 262H172L171 264H173L174 262L173 261H175L177 264H178V262L177 261H179V262H182V264H183V261L185 260V261H188L187 260V258L186 259H184L185 257H183V256H181L180 255V252H179V254H178V257H176V255L174 256V253L172 254V252H170V253H168V251H172V250H170V249H168V251H167V249L165 250H161V249H163L162 247V245L160 244V241H159V244H158V242H157V240L155 239L156 237H154V239L151 237V239H153L152 240V243H151V239H150V237L148 238V234L147 233H145V232H140L139 233ZM239 234H240V236H239ZM28 235H29V233H28ZM27 235V236H28ZM92 235V234H91ZM97 235V236H96ZM117 235V236H118ZM218 235V236H219ZM231 235H233V236H231ZM243 235V236H242ZM26 236V240L28 239V241L27 242H31L32 241V239H31V237H30V240H29V238ZM30 236V235H29ZM105 236V237H104ZM230 236V237H229ZM73 237V238H72ZM98 238V239H94V238ZM241 237H242V239H241ZM243 237H244V240L246 241H248L249 240V242H247V244L248 243H251V245H249L250 246V248L251 249H247V248H249V246L247 245V244H245L246 242L245 241H243ZM263 237V238H262ZM65 238V237H64ZM66 238V239H67ZM203 238V239H204ZM231 238H230V240H231ZM245 238H248V239H245ZM72 241H71V240ZM108 239V238H107ZM210 239V240H209ZM236 240L237 239V242H240L241 240L243 241V242H240V243H242V244H239V243H237L236 241L234 242V240ZM77 240V239H76ZM78 240H80V239H78ZM101 240H103V241H105L106 240V242H102ZM217 240V241H216ZM227 240V241H226ZM254 240V239H253ZM154 241H156V242H154ZM33 242V241H32ZM82 242V241H81ZM253 242H255V241H253ZM49 243H53L54 244V242H49ZM61 241H58V259H57V257H54V259L55 260H57L58 261V264L60 263V264H66L67 262V264H73V262H75L74 264H76V261L72 258L73 256H76L75 254L72 256L71 255V257H70V255L69 254H67L66 253V251L64 250V249H62L63 248V244L61 245ZM70 243V244H71ZM105 243L107 244V245H105ZM233 243H236V244H239V245H241V247L242 248H244L242 245H247L246 247V249H244V251L246 252L247 250L248 251H250V252H246L247 254H249V256H254V259H253V257L251 258V259H249V258H247V257H249L248 255L247 256H244V257H246V259L243 257V253L241 254L240 253V250H242V252H244L243 251V249L242 248H240V246L238 247L236 244H235V247H232V245H233ZM244 243V244H243ZM28 244V243H27ZM31 244V243H30ZM52 244V245H53ZM71 244V245H72ZM155 244H157V245H155ZM198 244H199V241H198ZM225 244V243H224ZM32 245V244H31ZM55 245L56 244H54V246L52 247V248H55ZM74 245V244H73ZM155 245V246H154ZM227 245V244H226ZM47 246V241L45 242V244H44V247L45 248H48V247H46ZM48 246H51V244L49 245L48 244ZM161 246V247H160ZM27 247H30V245H28ZM31 247H33V246H31ZM73 247V246H72ZM86 247H88V246H86ZM154 247H156V248H154ZM34 248H35V246H34ZM51 247H49V254H51V250H53V249H50ZM160 248V249H159ZM232 248H238V252L237 251H235L236 249H233L232 250ZM240 248V249H239ZM254 248V249H253ZM28 249H30L29 251H31L32 252V248H28ZM64 250V251H62V250ZM231 249V250H230ZM254 250L255 251V253L257 254H261L262 255V258H261V255H256V254H254L253 255V251H251V250ZM48 250V249H47ZM55 250V249H54ZM61 250V251H60ZM110 250H112L111 252H110ZM136 250H138V251H140V252H143V254L142 253H137L136 252ZM257 250V251H256ZM261 250V251H260ZM13 251V254L12 255H14L17 251H15V250H11V252ZM15 251V252H14ZM34 251V250H33ZM157 251H159V252H157ZM166 251V252H165ZM175 250H173V252H174ZM231 251V252H230ZM54 252V251H53ZM120 252V253H119ZM163 252V253H162ZM177 252V253H178ZM233 252V254H231ZM235 252V253H234ZM244 252V253H245ZM91 253V254H92ZM116 253V252H115ZM134 253H132L133 255H134ZM167 253V254H166ZM238 253V254H237ZM53 254V253H52ZM67 254V255H66ZM123 255V256H121V255ZM132 254H131V256H132ZM135 254V255H136ZM140 256H139V255ZM164 254V255H163ZM174 257H171V255ZM175 254H176V251H175ZM241 254V255H240ZM252 254V255H251ZM10 253H0V264H13L14 262H13V258L15 257H17V255L18 254H16V255H14V256H12ZM116 255V256H115ZM119 255V256H118ZM134 255V256H135ZM157 255V256H156ZM168 255V256H167ZM228 255V256H227ZM229 255H231V256H229ZM237 255H239L240 257L242 256L243 258H240L239 256H238V258H237ZM95 256V257H94ZM118 256V257H117ZM133 256V257H134ZM148 256V257H147ZM159 256V257H158ZM179 256L181 257V258H179ZM188 256V255H187ZM232 256H234V257H236L237 258V260H232V259H234ZM256 256L258 257V259L256 258ZM120 257V258H119ZM146 257H147V259H146ZM168 257V258H167ZM183 257V258H182ZM205 257L207 258V259H205ZM204 257V261L206 262V264H219V262H220V264H222L221 263V259H220V261H219V258H217L216 259V261H215V258L216 257H214L213 256V258L211 257V256H205ZM212 259H214V260H211V258ZM68 258H70V259H68ZM72 258V259H71ZM76 258V257H75ZM161 258V259H160ZM184 259L183 261L181 260H179V259ZM208 258H210V259H208ZM231 258V259H230ZM235 258V259H236ZM255 258H256V260H255ZM261 258V259H260ZM68 259V260H67ZM78 259V258H77ZM76 259V260H77ZM125 259V260H124ZM139 259H141V258H139ZM166 259H168V260H166ZM173 259V260H172ZM249 259V260H248ZM260 259V260H259ZM71 260V261H70ZM162 260V261H161ZM164 260H165V262H164ZM207 260V261H206ZM210 260V261H209ZM245 260V261H244ZM56 261V262H57ZM73 261V262H72ZM161 261V262H160ZM168 261V262H167ZM56 263L54 260H52V262H48V264H51V263ZM78 262V261H77ZM163 262V263H162ZM202 262V261H201ZM213 262V263H212ZM223 263H224V261H222ZM238 262H241V260L240 261H238ZM250 262V263H249ZM53 263V264H54ZM176 263H174V264H176ZM225 263V264H226ZM244 263V264H245ZM78 264V263H77ZM179 264H181V263H179ZM236 264V263H235Z\"/></svg>",
	"mask_w": 264,
	"mask_h": 264
}]
</instances>
